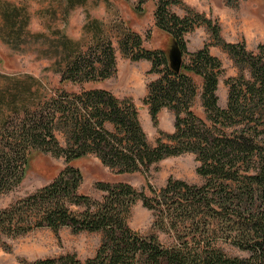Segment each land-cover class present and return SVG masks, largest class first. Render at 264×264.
<instances>
[{"label": "trees", "instance_id": "obj_1", "mask_svg": "<svg viewBox=\"0 0 264 264\" xmlns=\"http://www.w3.org/2000/svg\"><path fill=\"white\" fill-rule=\"evenodd\" d=\"M147 1L136 9L142 11ZM180 3L185 2L158 0L154 14L156 26L183 50L181 72L170 66L166 49L148 47L128 26L120 41L126 56L150 60L149 71L159 74L143 100L154 124L162 110L175 113L173 132L162 131L151 143L132 98L91 86L117 71L116 48L101 36L87 49L69 52L59 92L0 122V194L24 180L35 152L67 162L38 190L0 204V246L10 247V239L43 227L103 232L100 247L86 259L72 252L27 264H264V43L252 51L246 41H227L219 23L206 14L187 8L189 14L179 15L171 9ZM197 24L211 29L215 43L239 69L228 79L226 108L217 93L224 69L211 51L214 43L188 48L185 34ZM197 97L204 115L194 109ZM185 152L197 156L202 183L170 176L162 187L147 182L139 190L130 182L99 180L96 187L105 192L100 199L82 191L84 173L72 163L93 155L119 174L146 173L157 161ZM139 199L154 214L149 234L129 223ZM229 243L249 255L228 254Z\"/></svg>", "mask_w": 264, "mask_h": 264}, {"label": "rangeland", "instance_id": "obj_2", "mask_svg": "<svg viewBox=\"0 0 264 264\" xmlns=\"http://www.w3.org/2000/svg\"><path fill=\"white\" fill-rule=\"evenodd\" d=\"M148 0L142 11L136 9L141 0H0V122L11 118L15 111L54 96L59 92L61 73L74 48L87 49L95 39L111 41L118 58L117 71L110 78L91 86H102L112 90L120 98H132L139 110L143 128L148 139L155 143L161 132L175 130V113L164 109L158 124H154L148 105L143 98L148 93V83L159 77L150 72L148 59L133 60L122 52L120 41L130 29L139 32L148 47L164 49L172 45L168 33L156 26V2ZM171 9L179 15H187V8L204 13L218 22L223 38L230 42L246 41L250 50L257 51L264 43V0H183ZM190 51H195L212 41L213 54L223 62L224 71L219 78L218 96L220 105L228 104V79L239 74L231 55L213 40L212 31L205 24L185 34ZM201 82L200 78H197ZM89 86V85H88ZM71 88V84L65 85ZM79 90L80 87L73 86ZM46 99V100H47ZM196 113L204 115L201 99L194 105ZM110 128L111 125H110ZM62 143L64 138H61ZM24 180L13 191L0 194V204L8 206L14 200L28 195L49 183L66 165L63 156L35 152ZM84 173L82 191L100 199L105 193L96 187L99 180L130 182L139 190L147 182L162 187L170 176L190 183L204 181L198 173L199 161L192 152L171 155L152 164L146 173L119 174L104 165L93 155L72 161ZM129 223L142 234L152 232L154 214L139 199L132 207ZM103 232H76L69 227L54 231L50 227L37 228L28 234L10 239V247L0 246V264H27L28 262L62 253L76 252L81 259L96 253ZM166 239L164 234L161 235ZM228 254L249 255L229 243Z\"/></svg>", "mask_w": 264, "mask_h": 264}, {"label": "water", "instance_id": "obj_3", "mask_svg": "<svg viewBox=\"0 0 264 264\" xmlns=\"http://www.w3.org/2000/svg\"><path fill=\"white\" fill-rule=\"evenodd\" d=\"M172 45L167 48V55L170 59V66L176 72H181L182 64L184 61L183 50L179 42L171 37Z\"/></svg>", "mask_w": 264, "mask_h": 264}]
</instances>
